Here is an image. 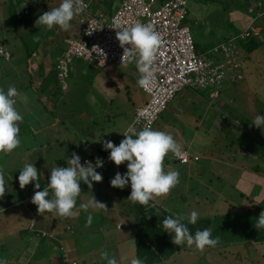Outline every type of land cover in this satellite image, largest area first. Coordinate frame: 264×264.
I'll list each match as a JSON object with an SVG mask.
<instances>
[{
    "label": "rangeland",
    "instance_id": "obj_1",
    "mask_svg": "<svg viewBox=\"0 0 264 264\" xmlns=\"http://www.w3.org/2000/svg\"><path fill=\"white\" fill-rule=\"evenodd\" d=\"M122 1L124 0H83L88 5L87 11L89 14L95 15L103 22H107V19L120 6ZM159 1L161 0H157L158 3L152 7H156L160 3ZM61 2L62 0H0V38L5 39L4 48L9 51L11 61L13 66H15L12 72L8 73L9 79L6 80L18 83L15 77L18 74V70L23 67L24 54L30 51H34V56L40 65L36 80L42 77L45 72L41 68L42 64L47 62L53 65L57 53L64 49L63 43L60 46L56 42L57 36L62 35L61 29L58 26H54L51 30H48L44 25L36 26V20L44 12L58 7ZM229 2L233 4L235 0L213 1L206 5H203L200 0H185L187 15L184 24L188 27L192 37L191 41L194 43L195 49L206 58L208 57L211 62L221 63L225 61L222 54L209 53L211 47L222 43L233 36L234 33L244 29V22L235 19L236 17H231L230 19L231 15L229 12L233 11L232 13H234V8L228 4ZM239 4L241 5L240 1ZM24 5L29 8V15L21 14ZM16 9L19 11H15ZM15 12H19L20 16L16 17ZM12 14L15 17V21H12L10 17ZM29 25L33 27V30L30 29ZM45 32H48L49 41L53 45L43 51L42 47L38 45L34 48L39 36ZM232 50L242 52L240 47L235 44L232 46ZM243 60L246 66L245 70H243L244 80L235 84L224 82V84L219 86L220 88H215L218 98L212 104L215 110L208 107V122L211 124L207 126L208 128H204L205 120L194 123L192 117L194 110L201 109V103L203 104L201 98H207L206 91L198 87H184L179 90L175 94L173 101L168 102L157 117L152 126L153 130L170 133L178 144L185 140L188 144L181 148L186 149L190 154H199L200 158H206L207 160L201 165L199 162L201 170L197 168L195 170H186V173L179 176V181H199L200 191L196 192L194 189H189V186L186 187L183 182L185 190L182 189V186L178 192L174 189L175 191L171 194V201L167 198L168 194L166 197L153 200V205L162 209H170V212H177L178 215H184L185 217L186 215L190 216L193 211H196L198 216L204 213H210L214 216H217L218 213H237L241 216H237L236 221L242 226L251 224L250 219L254 216L258 218L260 212L264 211V195L260 197L256 204L251 202L249 198L241 199L240 204H242V209L245 210H241L243 212L231 209L228 202H226V208H223L221 205L223 200L221 196L216 194V189L221 188L222 180L229 181L232 186L237 185L229 174L231 171L224 166L226 164L224 162L226 156L224 158L221 156L212 157L214 161H212V164L207 162L209 160L207 155H210V153L214 154L218 148L226 147L228 143L235 141L227 134H224V131H220L217 124L219 113L221 115L222 129L223 126H227L226 124L229 121L227 107L232 105L240 110L244 108L245 110L250 109L248 104L253 102L252 100H245L246 95H248L246 90L254 95V99L262 101V96L264 95V37L257 41L256 50L245 55ZM70 63L68 66L69 74L64 81L67 85L65 92H59L52 73L47 78V90L41 91L36 86L37 82L35 81L32 84L33 87L27 86V89L21 94V96L26 97V100L23 103H21V100L18 102L23 107L20 113L23 117L29 114L28 121L30 119L31 122H36L39 132L36 133L37 135L29 134V126H27V129L25 128L26 120L23 118L22 122H20L21 132L19 138L21 143L19 147L8 154L0 153V169L3 170L5 178L14 181L16 186H18L20 171L25 164H34L37 167L38 175H41L40 190L42 191L44 183L47 184L49 182L51 168L58 167L59 161L61 163L60 167H66L71 154L80 151L81 147H85V153H87L92 151V149L103 148L102 142H99L100 140L116 142L123 129L125 130L131 124L133 118L132 110L140 106L146 99L145 94L137 89L135 81L130 76L137 69L135 64H110L103 68H98L89 62L84 63L75 58ZM252 64L255 65L256 69H253L249 78H247L250 72L249 66ZM222 71L226 73L228 67L225 65ZM240 72V69H234L233 76H237ZM189 77L193 78L194 74H190ZM21 80V82H24L23 78ZM242 84L245 85L246 90L241 87ZM64 89L62 90L64 91ZM206 89L214 90L211 87ZM53 90H57L60 96L55 102L52 111H50L52 112L51 115L44 117L47 114L41 111V107L38 104H44L46 102L45 98ZM190 90H194L195 100L188 107L184 105L189 111L186 114L183 112L184 114L180 117L181 121H188V115L191 116L190 120L192 122L186 125L184 122H179L176 118H173L170 112L181 101V98L191 97L192 93ZM19 92L21 93L22 90L19 89ZM36 96L39 99L37 105L34 100ZM227 99L231 103H227ZM225 103L227 107H225ZM179 109H181L180 106ZM241 112L244 113L243 111ZM229 129L237 138L241 137V133L238 132L235 126L230 125ZM23 132L27 134H23ZM251 142V136L246 135L236 148L239 151H243V147ZM254 144V146H249L245 152L249 154L257 152L258 156L254 155L255 161L249 162L246 166L251 170L261 172L264 168V145L259 144L255 140ZM113 170V167L107 169L102 175V182H93L92 189H89L86 184L81 182L82 192L77 198V208L81 204H87L95 198L97 201L106 204L108 209L94 210L90 207L87 210L80 209L76 217L66 219L69 225L67 230L63 229V226L66 225L64 219L52 225L51 219H54V216H51V219H47L45 215L38 216L37 206L31 203L34 192L30 189V185L23 189L26 190V194L29 196L26 198L23 194H20V200L13 203L11 207L2 208L4 203L5 205L7 203L10 204V202L2 200L0 203V210L2 208L0 214H3L2 219H6V226L1 232H7L6 235H2L0 238V246H2V250L4 249L3 254L0 253V255L3 256L7 253L13 258V260H8L7 264H58V257L64 256L76 259L78 264H106V261L102 259V253L104 252L114 256L118 264H130L133 259L134 245L131 238L127 237L125 228L133 216H130V213L126 211L121 212L116 206L117 200L122 203V200L125 199L120 198L121 194L116 192L110 184L111 179L114 178ZM124 170L126 173V166H124ZM261 181L264 184V179H261ZM32 183L35 184V182ZM241 185L243 183L238 181V186ZM129 186L130 183L125 188L128 189ZM184 192L187 195L185 203L184 201H179L178 198V193L183 194ZM205 195L208 196L207 201L203 205L198 206L197 203ZM89 215L92 216V223L90 227H86ZM32 216L36 217L34 227L37 228L40 225L42 226L41 228H44V231H52L53 233L50 237H44L42 245H36L38 239L36 236L29 239L22 235L17 236L14 233V231H17L15 228V223L17 222H13V220L19 218L20 224L25 222V226H27ZM119 226L120 228H118ZM57 233L61 235H55ZM23 247H26V250L21 251ZM229 247L230 245L220 249V253L224 254V257L228 256L225 253H229L228 251L232 250ZM34 251H40L41 254L35 255ZM16 252L19 253L18 260H16ZM30 253L31 255H29ZM51 253L52 258H49ZM35 257H37L36 260ZM170 260L168 264L194 263L193 256L186 252H179ZM188 261L189 263H187ZM225 261L228 262V260ZM65 262L63 263L70 264Z\"/></svg>",
    "mask_w": 264,
    "mask_h": 264
},
{
    "label": "clouds",
    "instance_id": "obj_2",
    "mask_svg": "<svg viewBox=\"0 0 264 264\" xmlns=\"http://www.w3.org/2000/svg\"><path fill=\"white\" fill-rule=\"evenodd\" d=\"M256 6L258 8L259 4L256 3ZM256 6L248 5L245 12L236 11V13H231L230 19L231 17H236L235 19L244 22V29L237 32V35H233L212 47L216 52L212 49L209 52L222 54L225 58V61L221 63L213 62L219 72L217 74L219 75L217 82L214 86H210L214 90L221 84L219 81L220 70L222 71L225 65H231L234 69H237L238 65L241 66L238 60H240V57L244 59L246 54L243 50L241 53L232 50V46L234 44L237 45V40L254 38L259 41V39H262L259 35L264 29V23L258 25L254 23L259 16V11H255ZM84 10L83 0H62L58 7L40 15L36 20V26L44 25L48 30L58 26L62 31L66 32L70 29V22L76 15L81 14L82 18L84 17L82 14ZM115 30H117L116 39L123 49L122 63H135L138 72L141 74L138 84L141 87L150 84L155 72L154 61L161 46L160 35L150 23H135L130 27H124L118 23ZM87 34L91 35L92 32ZM126 45L129 47H126ZM221 46L224 47V53L220 50ZM97 48L98 46L93 47V49ZM200 55L206 58L204 55ZM236 77L243 81V70ZM235 83L238 82L235 81ZM212 94L214 98L217 96L216 91ZM212 94L210 95L211 98ZM18 99L25 101L26 97L21 96L14 86H10L7 91L0 88V153H11L21 143L19 123L22 122L23 116L16 108ZM252 125L264 132V116H257ZM122 135L125 138L118 146L111 140L99 141L102 142L106 153L109 151L108 159L116 166L119 167L126 162L127 172L124 174L117 172L114 178L111 179L110 184L114 188L123 190L130 183L131 193L127 199L134 204L138 203L147 207L150 201L166 197L179 184V172L174 170L166 172L164 170V160L169 153L179 156L181 146L170 133L153 130L150 127H144L137 131L134 125L129 126ZM101 157L96 158L95 163L86 161L84 164L82 162L83 159L81 161L79 155L72 153L66 167L51 168L49 182H47L42 191L39 190L41 188V175H38L37 167L34 164H25L18 177L19 186L24 189L30 183L35 182V191L31 198V203L37 206L39 215L48 212L60 217L74 218L78 215L80 209L87 210L90 207L94 210H107L106 204L97 201L95 198L87 204H81L77 208V198L82 192L81 182L86 184L89 189H92L93 182H102L104 172L114 165H109L100 174L96 169L103 167ZM49 189L52 191L51 199H49ZM5 193V176L3 170L0 169V199L5 196ZM165 211L170 212L171 210L166 208ZM185 219L184 215L171 214L162 222L165 232L172 236L173 244L181 246L186 243L189 247L195 245V248L203 253L206 248H214L220 243L219 237L212 238L211 228L197 230L193 235L187 225L183 223ZM187 219L189 223L196 224L198 213L196 211L191 212ZM91 223L92 216L89 215L86 227H90ZM254 226L259 230L264 228V211L260 212ZM102 259L106 261V264H118L117 259L114 256H110L107 252L102 253ZM0 264H7V261L0 260ZM130 264H143V261L139 258H133Z\"/></svg>",
    "mask_w": 264,
    "mask_h": 264
},
{
    "label": "trees",
    "instance_id": "obj_3",
    "mask_svg": "<svg viewBox=\"0 0 264 264\" xmlns=\"http://www.w3.org/2000/svg\"><path fill=\"white\" fill-rule=\"evenodd\" d=\"M163 1H166V0H161V2H163ZM213 1L215 2V1H221V0H200V2L203 5H206V4L213 2ZM239 1L241 2V5L239 4ZM256 3L259 4L258 8L256 6ZM228 4L232 5V7L234 8V13H236V11L245 12L246 7L248 5L256 6L255 11L256 10L259 11V16L256 18V22H254V23L257 25L264 23V0H250V1L249 0H235V3L232 4V2H229ZM235 6H236V8H235ZM232 12L233 11H230L229 13L231 14ZM10 17L12 18V21H15V17L13 16V14ZM185 19H186V17H185ZM185 19L182 22L183 24L185 22ZM234 35H237V32L234 33ZM259 37H261V38L264 37V29H262V31L260 32ZM3 40H5V39H3ZM49 40L50 39L48 37V34L47 35L46 34L40 35L39 39L34 44V48H35V46L38 45V46L42 47V51L45 50V48L53 45ZM257 41L258 40L257 39L255 40L254 38H249V39L245 38V39L237 40V45L241 48V50H243V52L246 55H248V54L252 53L254 50H256ZM192 47H193V50L196 52L197 50L195 49L194 43H192ZM33 53H34V51H30L29 53L24 54V62H22L23 67H21L18 70V74L15 77V78H21V77L26 75L28 77L27 82L24 83V82L20 81V83L18 82L17 84H16V82L14 83L12 81L6 80V79H9L8 73L10 72V70L14 69V67H15V66H13V62L11 61L10 53H7L8 54V60L2 59V57H0V88L7 91V89L10 86H14L18 90V92H19V89L22 90L21 93L19 92L20 94H22L23 91L25 89H27L26 88L27 86L33 87L32 84L36 81L37 82L36 86H38L41 91H43L44 89L47 90L48 89V85H47L48 79L47 78H48V76H50V74L53 73L54 79L57 83L58 90L60 93H63V91L61 89L62 88L61 82L59 81V79L57 77L58 76V70H57L58 58H59V54L61 52L57 53V55L55 56V62L53 63V65H50L48 71H45L43 76L38 78L37 80L34 78V76L36 77V74L33 72V70H31L29 68L28 57ZM71 61H72V59L70 60V62ZM238 61L240 62L241 65H243L244 60L242 59V57H240V60H238ZM70 62H68L66 65L67 73H66V77L64 78V81L67 79V76L69 74L68 66L71 64ZM84 63H86V62H84ZM2 66H4V67H2ZM226 66L228 67V71L226 73H224L220 70L219 81L221 82V85L224 82H229V83L231 82V83L235 84V81H237V82L242 81V80L238 79L236 76H233L234 68L231 65H226ZM1 68H4L3 70H5V71L1 70ZM22 68H23V70H21ZM238 69H241L240 65H238ZM19 72H21L24 75H20ZM45 73H46V75H45ZM29 83H31V84H29ZM59 92L57 90H53L52 92H50L49 95L45 98L46 102L44 104L43 103L38 104L39 99L37 96L34 98V100L36 101V105L38 104L39 107H41V111L44 112V114H47L44 117L51 115L52 112H50V111H52L55 102L57 101L58 97L60 96ZM263 94H264V92H263ZM249 95H251V93ZM174 96L169 102H171L174 99ZM251 100L253 103L248 104L249 108H250L249 110H245V108L243 110H240L239 108H237L235 106L233 107L232 105L227 107V105L225 103V107H227V113L229 115V117H228L229 121L226 125L227 126H230V125L235 126L238 129V132L241 133V137L238 135L239 138H237L236 136L232 137L235 141L230 142V145H232V147L239 146V142L246 135L251 136L252 142L250 144H248L247 146L243 147L244 151H246V149L249 146L255 145L254 144V140H255L254 136H257V137L261 138L262 140H264V132H262L261 129L252 125L254 119L257 116H264V95L262 96V101H258L256 99H254V95L252 94L250 101ZM247 101H249V100H247ZM18 102H19V99L17 100L16 108L20 112L23 109V107L21 106V103H23L25 101H22L21 103H18ZM227 103H231L229 99H227ZM164 108H165V106H164ZM164 108H163V110H164ZM241 111H243L244 113H242ZM229 112H230V114H229ZM23 118H24V120H26L25 125H24L25 128L27 129V126H29V128H28L29 134L37 135L36 133L39 132L38 124L36 122H31L30 119L28 121L29 114L27 116H24ZM234 123H236V124H234ZM19 127H20V123H19ZM21 127H23V126H21ZM20 132H21V130H20ZM24 133H26V132H23V134ZM40 145H41V143H40ZM181 147H183V146H181ZM182 151H183V148H181V152ZM184 152L188 155V161L186 163H183L182 165H188L190 163H195L198 161V157L195 156L194 154H190L189 152H187V150H184ZM96 153L99 154L100 156H103L106 152L103 151V149L99 148V149H96ZM91 157H92V155H90V157H88V158H91ZM82 159H85V158L81 157V161H82ZM178 164H180V163L173 157V154L171 153L170 156L165 158V160H164V170L166 172L172 171V170L177 171V170H175V167ZM60 165H61V163L59 161L57 166L59 167ZM123 165L125 166L126 162H125V164H122L119 167L114 164L113 165L114 171L116 173L117 172L124 173L125 171H123V169H124ZM169 169H172V170H169ZM8 180L9 179L5 178L6 193H5V196L3 197L4 199L3 198L0 199V203L2 202V200H4V201L10 202L11 205L9 203H7L5 205V203H4V206L2 208L11 207L13 203L18 202L20 200L19 199L20 194H23L26 198L29 196L28 194H26V190H23L20 188L19 182H17L18 186H16L14 184V181L9 180V182H8ZM221 182H222L221 183L222 186H221V188L216 189V191H217L216 194H218L219 196H223L224 200L226 199V202L229 203V207L231 209L238 210V211L244 210V209H242L243 208L242 204H240L241 199L244 200V199H248V197H249V199L251 201H253L250 197L251 194H248V192L242 191L241 189L240 190L236 189L234 186L230 185L226 181L222 180ZM179 184H180V182H179ZM29 185L31 186L30 189L34 192L35 191V190H33L34 184L30 183ZM45 186H46V183L44 184L43 188H45ZM189 189H190V186H189ZM114 190L121 194L120 198L125 199V200H122L123 202L121 201L122 203H119L120 201H118V200L116 201V206H118V210H120L121 212L126 211L127 213H130V216L131 215L133 216V218L126 224L125 231L127 232V237L131 238V241L134 245L133 255H132L133 258L141 259L143 261V264H168V261H171L170 259H172L179 252L180 253L186 252L188 254H191L193 256V259H194V263H192V264H264V228H261L259 230L254 226L256 223V220H257L256 216H254L252 219H250L251 224H248L246 226H242V225L240 226V224L236 221L235 215H237V213H234V214L228 213L226 217H224V216L213 217V215L212 216H209V215L198 216V220H197L196 224H194V225L189 223L188 219L186 218L183 221V223H185L187 225V227L189 228L190 232L193 235L195 234V232L197 230H203L206 228H211L212 229V238L219 237L220 243L216 247H214V248L208 247L204 250L203 253H201L195 248V245H192L191 247H189L186 244L181 245V246L173 244L172 243V236L169 233L165 232V229H164L163 223H162L163 220L168 215L176 214V213L166 212L165 209H162L159 206L153 205L152 201H150V204L147 207L142 206L138 203H135V204L132 203L129 199H127L131 193V190H129L127 188H124L123 190L118 189V188H114ZM173 192H174V189L171 190L169 195H171ZM51 198H52V191H51V189H49V199H51ZM28 200H30V199H28ZM238 201H239V203H238ZM29 205H27V206H29ZM129 207L132 209V211ZM42 215L43 216L45 215L47 219H51V216H54V219H51L52 225H55L56 222L59 220L64 219V221H66V219H67L65 217L62 218L60 216L48 214V212H45V214H42ZM38 216L41 217V215H38ZM18 219L19 218H16V220H13V222H17V223H15V225H16L15 228L17 229L15 234L17 236H19V235L24 236V234H25V236L31 235L33 237H35V236L38 237L36 245H42L41 243H43L44 237H50L53 235L52 231H44V228H41L42 226H40V225H38L37 228L34 227L36 217L35 218L33 216L30 217L27 226H21L22 224H20V221H18ZM81 222H84V221H81ZM0 223H1V225H3L5 227L6 226L5 225L6 219H1ZM81 224H83V223H81ZM223 224L226 225L225 231L221 229L222 228L221 226ZM234 226H240V227L237 228V231H235L231 237H228L229 235L226 236V230L228 228H232ZM68 228H69V225H68V222L66 221V225L63 226V229L67 230ZM41 233H42V235H41ZM55 235L60 236L61 234L57 233ZM225 240H232L233 241V243L229 247V249H232V250H229L228 251L229 253H225V254H228L227 257H224V254L220 253L221 252L220 249H223L222 247L226 246ZM221 245H223V246H221ZM0 247L2 248V246H0ZM0 251H1V254H3L4 249L0 250ZM249 253H252V254L249 255ZM34 254L39 255V254H41V252L40 251H38V252L34 251ZM8 257H10V255L8 256V254L6 253V255L2 256V258H3L2 260L8 261V260H6V259H8ZM36 258L37 257H35V260H36ZM49 258H52V253L49 255ZM253 258H255V259H253ZM225 260H228V262H226ZM65 261L67 263H70V264H78L77 260L74 258H71V257L66 258L65 256L64 257H58V261H57L58 264H64L63 262H65ZM187 263H189V261Z\"/></svg>",
    "mask_w": 264,
    "mask_h": 264
},
{
    "label": "built area",
    "instance_id": "obj_4",
    "mask_svg": "<svg viewBox=\"0 0 264 264\" xmlns=\"http://www.w3.org/2000/svg\"><path fill=\"white\" fill-rule=\"evenodd\" d=\"M154 4L156 0H124L107 22H103L95 15L89 14L88 5L84 2L85 10L82 12L84 19H80L82 25L72 36L62 40L64 49L58 58L57 77L61 82V89H64L66 65L71 59L89 62L98 68L110 64H125L122 63L123 49L116 39L115 28L118 23L124 27H130L135 23L152 24L161 37V46L154 61L155 72L151 83L143 87L137 84V88L146 96L145 102L132 110L133 118L129 126L134 125L137 131L144 127L152 128L165 104L182 88L212 87L219 78L217 75L219 72L213 62L193 50L190 32L182 25L187 13L185 0H166L152 7ZM21 14H28L27 6L23 7ZM15 16L19 17L20 13L15 12ZM88 32L92 34L88 35ZM77 35L79 38H76ZM94 46H98L99 49H93ZM212 50L216 52L215 49ZM220 50L225 52L223 46ZM0 56L8 59L6 51L1 47ZM190 74H194V77L190 78ZM126 129L120 134L115 145L118 146L125 138L122 134ZM108 156L109 151L101 157L103 167L96 169L100 174L109 165L114 164ZM173 157L180 164L188 161V155L184 151ZM95 160L85 158L82 162L95 163Z\"/></svg>",
    "mask_w": 264,
    "mask_h": 264
},
{
    "label": "crops",
    "instance_id": "obj_5",
    "mask_svg": "<svg viewBox=\"0 0 264 264\" xmlns=\"http://www.w3.org/2000/svg\"><path fill=\"white\" fill-rule=\"evenodd\" d=\"M16 1V0H15ZM160 3H161V1H159ZM11 3V2H10ZM158 2H157V0H156V4H157ZM159 3V4H160ZM24 6H27V5H24ZM23 6V7H24ZM17 8V7H16ZM27 9H29L28 7H27ZM15 11H19V10H15ZM29 13H30V11H28V14H26V15H29ZM80 19H82V15L80 14V15H76L75 17H74V19L70 22L71 23V27H70V29L68 30V31H60L61 33H62V35H59V36H57V40H56V42H57V44H59L60 46H62V40L63 39H65L66 37H69V36H72V34H73V32H75V31H78L79 30V28H80V26H81V24L79 23V20ZM182 25H184V26H186L187 27V25L186 24H183L182 23ZM29 27H30V29L31 30H33V27H31V25H29ZM44 34H48V32H45ZM43 33H42V35H44ZM76 38H79V36L77 35L76 36ZM3 44H5L4 43V40L2 39V38H0V47L1 48H3L7 53H9V51L8 50H6L5 48H4V45ZM213 47V46H212ZM212 47H211V49H212ZM211 49L209 50V51H211ZM197 53H199V54H201L199 51H196ZM60 55V54H59ZM203 55V54H202ZM238 55H240V54H238ZM1 57V56H0ZM208 58V57H207ZM3 59V58H2ZM28 61H29V68L31 69V70H33V72L35 73V74H37L38 72H39V68H40V65L38 64V62H37V60H36V57L34 56V53L33 54H31L29 57H28ZM131 64H135V63H131ZM2 67H4V66H2ZM49 67H50V64L49 63H47V62H45V64H42L41 65V68H42V70L43 71H48V69H49ZM245 63H243V65H241V69L242 70H245ZM137 68V67H136ZM4 68H1V70H3ZM249 69H250V72H249V74H248V76H247V78H249V76H250V73L252 72V70L253 69H256V67H255V65H250L249 66ZM248 69V70H249ZM21 70H23V68L21 69ZM30 70V71H31ZM3 71H5V70H3ZM11 72H12V70H10ZM136 71H137V69H136ZM134 72V73H131L130 74V76H132V78H133V80L135 81V84H136V87H137V84H138V80H139V78H140V73L139 72ZM33 73V74H34ZM19 74L20 75H24V74H22L21 72H19ZM21 78H23V81L24 82H27V80H28V77L25 75V76H23V77H21ZM21 78H17V82H19L20 83V81H22L21 80ZM34 78L36 79V77L34 76ZM33 82V81H32ZM29 84H31V83H29ZM224 84V83H223ZM221 85V84H220ZM241 87L243 88V89H245L246 90V87H245V85L244 84H242L241 85ZM220 88V87H219ZM218 88V89H219ZM66 89H67V85H66V82H65V89H64V91L63 92H65L66 91ZM138 89V88H137ZM201 89H204L205 91H206V93H207V98H201L202 99V101H203V104L201 103V109H197V110H194V113H193V115H192V117H193V121H194V123H197V122H201V121H206V123H205V127L204 128H208L207 126L210 124L208 121V119H209V116H208V112H207V110H208V107H210V108H212L213 110H215V108L212 106V104H213V102L215 101V100H217V98H218V93H217V96L214 98L213 96V92L215 91V90H211V89H206V88H201ZM191 91V93L193 94V92H194V90H190ZM240 91H242V90H240ZM246 92L248 93V95H246V97H245V100H250L251 99V96H252V94L251 95H249L250 93L246 90ZM190 93V94H191ZM191 94V97H183V98H181V101L178 103V104H176V107H173V111H171L170 113H171V115H172V117L173 118H176L179 122H184V124H186L187 125V123H190V122H192L191 120H190V117L191 116H189L188 115V121H181V119H180V117L184 114L183 112H185V114L189 111L188 110V108H186L184 105H186L187 107L189 106V105H191L192 103H193V101L195 100V96H194V94L192 95ZM212 94V98L210 97V95ZM250 97V98H249ZM199 98V97H198ZM145 101V100H144ZM143 101V102H144ZM173 101V100H172ZM250 103V102H249ZM179 106L181 107V109H179ZM202 109H203V111H202ZM220 113H219V117H218V121H217V124H218V126H219V129H220V131L222 130V131H224V134H227L228 136H230L231 138L232 137H234L235 135L231 132V130L229 129V126H223L222 127V129H221V121H220ZM211 125V124H210ZM74 126V125H73ZM195 127H197V126H195ZM201 128H203V127H201ZM123 131H124V129H123ZM122 131V132H123ZM121 132V133H122ZM120 136V135H119ZM255 137V141H257L259 144H263L264 145V140H262V139H260L259 137H257V136H254ZM119 138V137H118ZM117 138V139H118ZM117 141V140H116ZM180 144V146H185L186 144H188V142L186 143L185 142V140H182L181 141V143H179ZM102 148V147H101ZM97 149V148H96ZM96 149H92V151H90V152H87V153H85V150H86V148L85 147H81V149H80V151H78L76 154L77 155H79L80 157H83V158H88V157H90V155H92V157L91 158H88V160H95L96 158H100L101 156L99 155V154H97L96 153ZM103 149V148H102ZM184 150H186V149H184L183 148V151ZM103 151H105L106 152V150H104L103 149ZM81 153H83L82 155H81ZM228 154V155H227ZM195 156H197L198 157V161L197 162H195V163H190V164H188V166L187 165H182V164H178L176 167H175V170H177L178 172H179V176H182L184 173H186V170H195L196 168L198 169V170H201V168H200V165L203 163V162H205L207 159L206 158H200V155L199 154H194ZM258 156V153L257 152H255V153H252V154H249V153H246L244 150L242 151H239L236 147H232V145H230V143H228V145L225 147H223V148H218L217 149V151L213 154V153H210V155H207V157H208V163L210 162V164H212L214 161H213V159H212V157L214 158L215 156H221L222 158H224L225 156V161L224 162H226V164H224V166L225 167H227L228 168V170H230L231 171V173H229L232 177H233V180H234V183L237 185V186H234L236 189H241L242 191H245V192H248V194H251V199L253 200V201H251V202H253L254 204H256L257 202H258V200L260 199V197L262 196V195H264V184L262 183V181L260 182V180L261 179H264V168H263V170L261 171V172H257L256 170H251L250 168H248L246 165L249 163V162H253V161H255V156ZM213 161V162H212ZM199 162H200V165H199ZM196 164V165H195ZM209 164V165H210ZM197 165H199V166H197ZM126 166V165H125ZM187 166V167H186ZM184 167H186L185 169H184ZM169 170H172V169H169ZM198 170H196V171H198ZM114 171V170H113ZM123 171H125L124 169H123ZM125 173V172H124ZM115 174H116V172L114 171V173H113V175L115 176ZM238 181L239 182H241V183H243V185H241V186H238ZM183 182L185 183V185H186V187L187 186H190V188L191 189H194L196 192H198V191H200L201 189H199V181H195V180H193V181H186V180H181L180 181V184L176 187V188H174L175 190H176V192H178L179 190H181V186L183 187ZM228 183H229V181H227ZM129 190H131V187L129 186V188H128ZM182 189H184V187L182 188ZM206 189V188H205ZM174 190V191H175ZM185 190V189H184ZM201 197V196H200ZM168 200H170L171 201V195H169L168 197ZM178 198H179V201H184V203H185V201H186V198H187V195H186V192H184L183 194H180V193H178ZM249 198V197H248ZM207 199H208V196L207 195H205L203 198L201 197V199L199 200V202L197 203V205L199 206H201V205H203L206 201H207ZM221 199L223 200V203L221 204L222 206H223V208H226V199L224 200V198H223V196H221ZM238 203H239V201H238ZM183 206H186L185 204H182ZM2 210V209H1ZM1 210H0V212H1ZM245 211V210H244ZM240 212H243V211H240ZM174 213H176L177 214V212H174ZM187 214V213H186ZM227 214L228 213H225V214H220V213H218L217 214V216H214L213 214H210V213H204V214H201L200 216H203V215H209V216H212L213 215V217H221V216H224V217H226L227 216ZM232 214H234V213H232ZM236 217L238 216V217H240L241 215H235ZM187 217H189V215H186V218ZM3 218V214H0V221H1V219ZM63 218V217H62ZM21 226H25V222H21ZM118 226V225H117ZM117 226H115L116 228H117ZM226 225H222L221 227V229L222 230H224L225 231V229H226V227H225ZM241 226V225H240ZM240 226H234V227H232V228H228L227 230H226V236H228V237H231L233 234H234V232L235 231H237V228L238 227H240ZM3 228H4V226L3 225H1L0 226V238H1V236L2 235H6V232L7 231H4L3 233L1 232L2 230H3ZM118 228H120V227H118ZM16 231H14V233H15ZM24 237H28L29 239L30 238H33V236H31V235H24ZM225 242H226V246L225 247H228L229 245H231L232 243H233V241L232 240H225ZM221 246H223V245H221ZM21 249V248H20ZM0 250H2V248L0 247ZM22 250H26V247H23L22 249H21V251ZM20 251V253H22ZM29 252V251H28ZM0 253H1V251H0ZM66 253V252H65ZM64 253V254H65ZM16 254H17V256H16V260H18V258H19V253L18 252H16ZM10 254H8V256H9ZM29 255H31V253L29 254ZM3 258H2V255H0V260H2ZM6 260H13V258L11 257V255H10V257H8V259H6Z\"/></svg>",
    "mask_w": 264,
    "mask_h": 264
}]
</instances>
